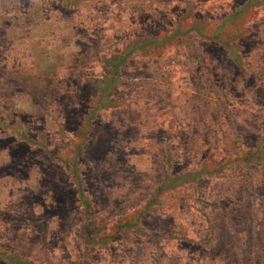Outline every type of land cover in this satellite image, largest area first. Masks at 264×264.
<instances>
[{
  "label": "rangeland",
  "instance_id": "obj_1",
  "mask_svg": "<svg viewBox=\"0 0 264 264\" xmlns=\"http://www.w3.org/2000/svg\"><path fill=\"white\" fill-rule=\"evenodd\" d=\"M1 1L0 264H264V0Z\"/></svg>",
  "mask_w": 264,
  "mask_h": 264
},
{
  "label": "crops",
  "instance_id": "obj_2",
  "mask_svg": "<svg viewBox=\"0 0 264 264\" xmlns=\"http://www.w3.org/2000/svg\"><path fill=\"white\" fill-rule=\"evenodd\" d=\"M0 2L2 5L0 6V41L1 38L5 36L7 41H9L10 43V48H7L6 50H4L3 47H0V57L3 60V63L0 62V81H2L3 78L2 73L5 70L7 71L9 69L8 65H6L8 60L16 61V63H20L21 61L25 63V61L27 60L32 61L34 69H39L41 72L42 70H48V67L51 66L52 62L56 64L57 61H59V63H61V61L63 60V52H56L54 51V49L52 50L48 46L53 42L60 43L58 42L60 39H58L57 36L55 37V35H53L52 33V21L44 20L42 18H30L27 29L25 30V32H22L19 35L17 33L19 29L18 22L20 20L18 14L19 10H14V7L11 6L4 8L1 0ZM12 12H14L13 14H15V16L13 15L11 19L12 25L6 24L5 22H7L8 20L6 19L7 21H4L3 18L5 16L8 17ZM46 28L47 30L49 29L48 33H46ZM19 38L27 40L28 54L26 56L19 55V46L17 44V40H20ZM57 45L58 44H56V46ZM11 66L14 69V65ZM12 95L13 96L10 103L11 114L13 116L19 115L20 113L24 112H28L31 114V110H33L35 105L32 101H30L26 92L20 89H13ZM3 107L4 105L0 97V109H3ZM2 118H5L4 113H0L1 121ZM33 122H35V119H33Z\"/></svg>",
  "mask_w": 264,
  "mask_h": 264
}]
</instances>
